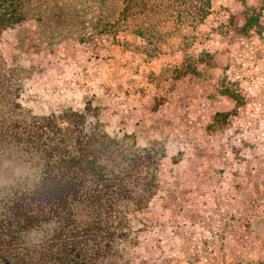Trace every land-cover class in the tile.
Segmentation results:
<instances>
[{
  "label": "rangeland",
  "instance_id": "1",
  "mask_svg": "<svg viewBox=\"0 0 264 264\" xmlns=\"http://www.w3.org/2000/svg\"><path fill=\"white\" fill-rule=\"evenodd\" d=\"M88 1L85 23H74L66 36L50 30L52 19L36 16L45 13L37 2L35 10L2 26L0 83L19 87L13 96L32 112L74 107L86 114L85 130L99 123L110 135H133L138 144L163 150L156 178L149 169L129 176L132 197L116 212L123 222L116 216L110 228L116 233L110 234L111 259L264 264V107L261 94H254L264 89V68H249L252 56L242 49L238 58L228 49L221 59L204 46L217 32L229 41L246 36L253 47L259 36L264 41V0H212L207 17L214 23L207 31L199 28L206 17L194 30L185 24L164 42L147 45L124 25L130 14L118 18L123 2L105 3L110 20L100 29L92 14L99 8ZM147 118L150 124H141ZM13 140L0 139V216L8 197L34 185L41 171L36 151L16 149ZM55 225L53 217L41 218L18 242L37 245Z\"/></svg>",
  "mask_w": 264,
  "mask_h": 264
},
{
  "label": "trees",
  "instance_id": "2",
  "mask_svg": "<svg viewBox=\"0 0 264 264\" xmlns=\"http://www.w3.org/2000/svg\"><path fill=\"white\" fill-rule=\"evenodd\" d=\"M108 1L112 0H95L99 8L92 12L95 28L106 27L110 20L104 17L103 8ZM120 1L123 5L118 11L122 14L118 18L128 14L133 17L124 25L146 39L143 45L162 43L185 24L194 30L207 17L212 2ZM36 2L37 9L45 13L34 14L52 19L50 30L62 36L74 29V23L84 24L85 11L90 8L88 0L79 4L73 0H0V30L23 18L30 9L35 10ZM167 18L171 20L168 27H157ZM3 65L0 51V68ZM10 73L14 76L17 71L11 68ZM18 88L0 83V102L7 105L0 106V139H14L16 149L36 151L41 171L34 185L16 190L6 200L4 215L0 216V264H120V259H111L114 235L110 234L115 231L110 228L116 216L123 222L124 214L116 212L132 197L129 176L139 178L142 170L149 169V178H156L163 150L155 144L140 145L133 135H110L99 123L85 130L86 114L74 107L59 113L32 112L13 96ZM8 100H12L9 105ZM48 216L56 223L52 232L37 245H20L18 239L23 232L41 218L48 220Z\"/></svg>",
  "mask_w": 264,
  "mask_h": 264
},
{
  "label": "crops",
  "instance_id": "3",
  "mask_svg": "<svg viewBox=\"0 0 264 264\" xmlns=\"http://www.w3.org/2000/svg\"><path fill=\"white\" fill-rule=\"evenodd\" d=\"M209 16H211V14ZM209 16L200 25V27H199L200 30L207 31V28H210L211 27V24L214 23V22H212L213 16H211L210 18H209ZM212 37L213 38H211L209 41H206L205 44H204L206 51L213 52V51L218 50V55L222 59L224 53H227L228 49H231V51L233 52L232 54H233V57L234 58H238V56L240 57L239 52H240V49H242V52L241 53H243L244 51H246L247 55L249 54V56H252V58H250L251 63L249 64L250 65L249 68H251V69H253V68H255V69H259V68L260 69H263L264 68V66H263L264 65V41L261 42V39L262 38H260V36L258 38V41H256V43L254 44V47H253V45H251L252 43H245V40L244 39H248L246 36H243L244 39H242V40L239 39V36H237L236 37L237 40H235V41H229L228 39L224 38V36H222L221 33H218L217 32L216 34L215 33L212 34ZM216 38L218 39V41H215ZM253 53H255V54L257 53L256 57H260V58L255 59L253 57ZM253 77L255 78V76H253ZM208 80H209V78H208ZM208 80L206 81V83L208 82ZM255 80H257V78ZM132 85H133L132 82H130L129 83V86L132 87ZM191 85L196 86V88L199 87V83H195V84L192 83V84H190V86ZM145 86L151 87V86H153V83L152 82H147L145 84ZM208 86H211V84L208 83ZM178 89L180 91L181 88L178 87ZM254 94L257 95V96L261 94V96L258 97V98H259V101L262 102V105L264 107V89H262V90H260L258 92H254ZM172 95H173V98H176V97H174L175 96V92H173ZM147 96L148 95L146 94V97ZM135 98L136 97L130 98V100H128V104H130V103L131 104H134ZM143 100H145V99H143ZM166 103H167V106L168 107H171L172 106L174 108L176 106V104H174L171 101H167ZM193 105L194 106H199L198 101L195 100L194 103H193ZM131 107H133V105H131ZM147 108H148V106H147ZM148 111H149V108H148ZM148 111L146 109H142L141 110V113H145L147 115V112ZM165 111L168 113V109H165L164 112ZM160 114H162V113H160ZM141 124L149 125L150 124V121H149L148 118L146 119V121H144L142 119Z\"/></svg>",
  "mask_w": 264,
  "mask_h": 264
}]
</instances>
